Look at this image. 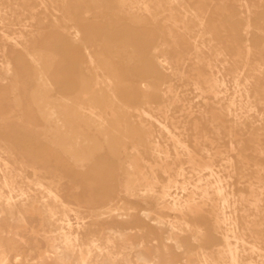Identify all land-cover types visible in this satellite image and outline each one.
<instances>
[{
  "label": "rangeland",
  "instance_id": "obj_1",
  "mask_svg": "<svg viewBox=\"0 0 264 264\" xmlns=\"http://www.w3.org/2000/svg\"><path fill=\"white\" fill-rule=\"evenodd\" d=\"M0 264H264V0H0Z\"/></svg>",
  "mask_w": 264,
  "mask_h": 264
},
{
  "label": "bare ground",
  "instance_id": "obj_2",
  "mask_svg": "<svg viewBox=\"0 0 264 264\" xmlns=\"http://www.w3.org/2000/svg\"><path fill=\"white\" fill-rule=\"evenodd\" d=\"M160 126H161V125H160ZM162 127H163V126H162ZM167 132L170 134V136H172L173 138H176V137H174V135H172L173 133H171L170 131H167ZM170 136H169V137H170ZM175 136H176V135H175ZM172 140H174V139H172ZM175 141H177V142L180 143V141H179L178 139H176ZM176 144H177V143H176ZM176 144H175V145H176ZM180 144H182V143H180ZM177 145H178V144H177ZM178 146H179V145H178ZM183 146H184V144H183ZM181 147H182V146H181ZM184 149H185V147H184ZM185 150H187V149H185ZM187 153H188V151H187ZM131 163H132V162H131ZM137 163H138V162H137ZM137 163H136V165H137ZM132 165H133V164H132ZM205 166H206V165H205ZM136 167H137V166H136ZM210 169H211V168H210ZM210 173H212V170H211ZM163 206L165 207L166 205H163ZM227 238H228V237H227ZM227 238H224V239H226V240H225V241H226L225 244L228 243ZM225 246H226V245H225ZM225 246H224V247H225ZM226 247H227V246H226ZM226 247H225V248H226ZM228 247H231V246H228ZM228 247H227V249H228V251H230ZM230 252H233V251H230ZM230 252H229V253H230ZM233 254H235V253L233 252ZM233 254L231 253V255H233ZM202 257H203V259H204V255H203ZM232 257H233V259L235 258L234 256H232ZM232 257H231V258H232ZM233 259H232V260H233ZM232 260H231V261H232ZM232 262H233V261H232ZM234 263H235V262H234Z\"/></svg>",
  "mask_w": 264,
  "mask_h": 264
}]
</instances>
